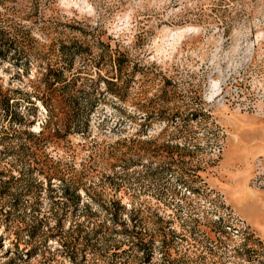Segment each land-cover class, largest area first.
<instances>
[{"label": "rangeland", "instance_id": "374dc122", "mask_svg": "<svg viewBox=\"0 0 264 264\" xmlns=\"http://www.w3.org/2000/svg\"><path fill=\"white\" fill-rule=\"evenodd\" d=\"M238 180L264 0H0V264H264Z\"/></svg>", "mask_w": 264, "mask_h": 264}, {"label": "crops", "instance_id": "0c3cea01", "mask_svg": "<svg viewBox=\"0 0 264 264\" xmlns=\"http://www.w3.org/2000/svg\"><path fill=\"white\" fill-rule=\"evenodd\" d=\"M234 190L230 193V201L233 206L240 211L243 215H246L247 208L250 209L252 206H261L260 210L256 207L255 217L262 219L264 217V194L258 191L251 190L247 185H244L243 181L238 180L237 183H234ZM260 202V203H259ZM255 208V207H254ZM259 214V217H258ZM252 224L258 226L260 223L264 225V220L258 221L256 223L253 218H251Z\"/></svg>", "mask_w": 264, "mask_h": 264}]
</instances>
